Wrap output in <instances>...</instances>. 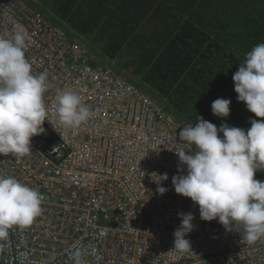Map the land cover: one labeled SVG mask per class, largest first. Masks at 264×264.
I'll list each match as a JSON object with an SVG mask.
<instances>
[{
	"label": "built area",
	"instance_id": "2783aa9c",
	"mask_svg": "<svg viewBox=\"0 0 264 264\" xmlns=\"http://www.w3.org/2000/svg\"><path fill=\"white\" fill-rule=\"evenodd\" d=\"M43 9L36 0H0V36L21 33L32 72L47 73L51 121L31 138L30 154L0 155V176L44 197L33 224L0 241V264H74L77 243L85 264H264V236L249 244L242 229L200 219L198 205L175 193L172 176L186 174L174 152L185 125L139 83L95 63L87 44ZM67 90L93 113L77 128L58 123L56 96ZM153 171L168 175L163 195ZM180 212L194 216L191 250L182 254L171 250Z\"/></svg>",
	"mask_w": 264,
	"mask_h": 264
},
{
	"label": "clouds",
	"instance_id": "9594fccd",
	"mask_svg": "<svg viewBox=\"0 0 264 264\" xmlns=\"http://www.w3.org/2000/svg\"><path fill=\"white\" fill-rule=\"evenodd\" d=\"M232 80L237 101L261 119L249 118L247 129L227 123L217 127L201 116L195 124L183 126L178 139L176 133L182 147L174 152L178 173L186 174L173 175L171 183L175 193L198 205L200 219L217 220L226 231L242 229L251 244L264 236V181L255 179L257 171H264V43L246 53ZM48 87L47 73L32 72L24 36L19 32L11 38L0 36V155L22 158L32 151L31 138L46 134L43 125L46 120L51 123L44 103ZM230 103L227 98L215 99L212 114L228 117ZM56 115L62 127L77 128L93 113L78 93L67 90L57 93ZM150 178L157 184L158 194L168 190L162 186L167 173L153 171ZM43 199L36 189L15 177L0 176V241L8 239L14 226L22 230L30 227L42 213ZM177 215L180 224L173 233L171 250L182 254L191 250L186 236L194 230V216L190 212ZM83 257L77 243L70 258L74 264H85Z\"/></svg>",
	"mask_w": 264,
	"mask_h": 264
},
{
	"label": "rangeland",
	"instance_id": "374dc122",
	"mask_svg": "<svg viewBox=\"0 0 264 264\" xmlns=\"http://www.w3.org/2000/svg\"><path fill=\"white\" fill-rule=\"evenodd\" d=\"M36 1L54 23L62 24L63 21L87 44L95 63L115 68L130 80L139 83L184 125L194 123L189 117L192 112L188 107L176 106L179 102V93L168 91L161 94L145 80L148 67H144L142 61L148 60L152 55V46L155 42L174 34L179 26L189 21V15H192L194 27L207 33L203 37L199 36L205 40L204 46H211L213 41L223 46L221 51L223 58L212 46L208 50L204 47L206 57L201 65L203 64V68L213 74L225 71L224 75L230 78L239 64L245 60L246 53L254 46L264 43V0H195L190 9L181 8V0H171L169 3L165 2L168 0H162L164 7L156 10L154 17L140 22L129 38L122 35L109 19H103L97 28L89 33H79L65 20L60 21V17L46 1ZM151 11L153 12L152 9ZM231 81L232 84L223 92V97L231 101L229 116L218 118L210 111L204 119L217 127L227 123L230 126L247 129L250 127L249 118H261L255 117L243 102L237 101L234 82ZM258 173L262 174L257 175ZM262 177L264 171L255 173V179L260 180Z\"/></svg>",
	"mask_w": 264,
	"mask_h": 264
},
{
	"label": "trees",
	"instance_id": "16d2710c",
	"mask_svg": "<svg viewBox=\"0 0 264 264\" xmlns=\"http://www.w3.org/2000/svg\"><path fill=\"white\" fill-rule=\"evenodd\" d=\"M44 1L60 19L65 20L79 33H89L96 29L103 19H109L115 28L128 38L140 22L154 17L155 11L164 7L162 0ZM165 2L169 3L171 0ZM194 4L195 0H181L180 7L190 9ZM189 18L174 34L155 42L152 55L148 60L142 61V64L148 67L145 80L155 90L161 94L168 91L179 93L176 106L188 107L192 112L189 117L195 124L198 122V116L204 118L211 111V103L215 99L225 98L223 92L232 84V78L224 75L225 71L213 74L203 68L201 62L206 57L204 47L208 50L212 46L223 58V46L217 41H213L211 46H204L205 40L199 36L203 37L207 33L194 27L192 15H189ZM260 174L262 173L257 175Z\"/></svg>",
	"mask_w": 264,
	"mask_h": 264
}]
</instances>
